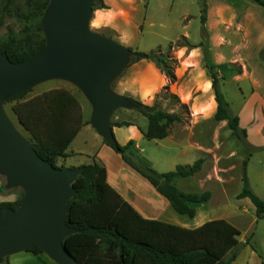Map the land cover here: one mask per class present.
Here are the masks:
<instances>
[{
  "label": "rangeland",
  "instance_id": "obj_1",
  "mask_svg": "<svg viewBox=\"0 0 264 264\" xmlns=\"http://www.w3.org/2000/svg\"><path fill=\"white\" fill-rule=\"evenodd\" d=\"M252 2L260 5L253 0ZM205 4L208 17V0H143L140 12L136 15L140 25L129 44L119 41L117 32L94 25V13L91 28L116 39L133 51L143 53L158 49L166 52L182 36H187L192 43L203 41L209 46L212 60L219 66L220 88L228 103V109L232 114L239 115L240 126L247 129V137H237L227 120L220 121L214 117L218 103L209 71L205 67L203 46L191 50L177 46L171 49L172 55L179 61L175 68V82H171L154 61L148 58L136 59V54H133L130 63L114 80L112 87L115 91L139 99L145 104H157L159 108L179 112L183 116L182 122H175L170 127L169 138H142L139 141L140 149L133 154L134 160L161 172L173 170L178 164H187L185 162L193 164L195 160L202 158V168L195 176L177 180L179 189L194 192L210 190L211 200L204 206H199L200 217L208 211V217L226 218L240 229V242L236 249L238 256L232 264H264V217L257 215L249 198H237L243 188V161L249 158L247 172L250 186L264 199V64H257V57L251 56L248 59L254 63L252 71L251 65H244L237 60L241 50L238 46L232 47L236 55L232 60L225 63L215 62L217 58L221 61L227 60L224 53L231 49L224 42V37L227 33L236 36L237 33L233 32L230 22L224 25L210 23L213 30L209 29L210 24L203 25L201 12ZM260 7L264 9V6ZM0 9V41L7 39L10 34L23 40L27 34L36 30L39 17L30 15L33 8L29 7L27 0H0ZM262 23L264 27V22ZM257 30L259 28L255 29ZM213 31L216 33V42L212 41ZM254 41L255 39L251 43L256 45ZM211 48L225 56L212 55ZM248 49L251 53L256 52V47ZM261 57L264 60L262 52ZM148 63H153L155 68L149 66L147 77L141 79V73L148 67L145 66ZM57 87H67L76 93L83 112L85 111L90 121V102L75 84L67 80L52 79L40 83L31 88L24 99ZM173 94L177 97H173ZM17 100L23 98H10L4 102V106L18 129L30 139V133L19 124L12 110V105ZM117 120L131 121L142 128L148 126L147 117L135 108L118 109L113 115V121ZM93 129L91 131L95 133ZM120 133L119 131L118 134ZM171 140L182 148L188 147L189 151L182 154L179 145L173 144ZM90 143L87 132L83 131L68 151L89 148ZM57 165L66 167L64 158H59ZM0 181V200L15 197L14 200L18 202L22 199L24 190L21 187L7 188L6 177L1 174Z\"/></svg>",
  "mask_w": 264,
  "mask_h": 264
},
{
  "label": "trees",
  "instance_id": "obj_2",
  "mask_svg": "<svg viewBox=\"0 0 264 264\" xmlns=\"http://www.w3.org/2000/svg\"><path fill=\"white\" fill-rule=\"evenodd\" d=\"M264 6V0H253ZM39 17L36 30L26 35L23 40L10 34L0 41V54L7 53L14 61H22L44 47L46 40L43 33L42 18L50 0H27ZM93 10L108 8L104 0H93ZM1 18V9H0ZM207 20V5L201 12V22ZM186 47L191 50L203 46L205 67L209 71L215 99L218 103L216 120H227L234 135L247 137V129L240 126L239 115L228 109V103L220 88L219 66L213 62L209 46L201 41L192 43L187 36H182L169 50L161 49L146 53V58L154 61L171 82L177 80L175 68L178 59L172 55L173 47ZM264 58V49H262ZM142 58L136 54V59ZM26 90L15 97L21 99L30 91ZM173 97H177L175 94ZM135 109L148 119V126L143 130L148 139H163L169 135L170 127L175 122H182L179 112H169L157 104L148 105L129 96ZM182 106L186 107L185 104ZM12 110L24 128L30 133V141L38 154L57 165L59 158L69 155L68 148L85 124L84 112L79 97L67 88H53L26 100H17ZM89 122V121H88ZM113 126H129L131 121H113ZM115 135V134H114ZM104 142L120 153L123 159L147 178L164 195L172 207L181 214L193 217L195 204L206 203L212 197L210 190L185 192L177 186L179 178H187L198 173L203 159L193 164H178L176 168L160 172L154 167L137 162L133 158L135 140L121 144L115 136L114 141ZM249 158L244 159L242 169L243 188L237 194L238 199L249 198L259 217H264V199L251 188L248 177ZM65 168L64 165L60 166ZM81 171L73 183L77 194L68 202V224L79 231L66 236L65 246L74 256L77 264H232L237 256L240 229L226 218H214L195 228L143 217L108 181L106 166L93 160L80 166ZM17 201H0V216L7 207L14 209ZM29 251L44 252L39 246ZM3 259L0 260V262Z\"/></svg>",
  "mask_w": 264,
  "mask_h": 264
},
{
  "label": "water",
  "instance_id": "obj_3",
  "mask_svg": "<svg viewBox=\"0 0 264 264\" xmlns=\"http://www.w3.org/2000/svg\"><path fill=\"white\" fill-rule=\"evenodd\" d=\"M93 5V0H50L42 18L44 47L18 62L0 54V174L7 188L24 190L17 208L7 207L0 216V260L39 246L57 264H77L63 240L79 231L68 224L67 216L68 202L77 194L73 183L81 171L80 166L56 167L42 158L4 102L45 81L67 80L90 102L91 126L110 141L115 139L114 113L135 108L112 83L133 54L146 58V53L93 30Z\"/></svg>",
  "mask_w": 264,
  "mask_h": 264
},
{
  "label": "crops",
  "instance_id": "obj_4",
  "mask_svg": "<svg viewBox=\"0 0 264 264\" xmlns=\"http://www.w3.org/2000/svg\"><path fill=\"white\" fill-rule=\"evenodd\" d=\"M104 2L107 4L108 8H98L94 11L93 24L97 27L108 28L117 32L120 36L119 41L124 44H129L140 25L137 21L136 15L140 12V4L143 0H104ZM208 5L206 25L214 22H217V25H224L227 22H230L232 24L231 28L233 32L237 33V36L234 34L232 35V33H227L224 37V42L229 44L227 47L231 49L224 53L227 55V60L221 61L219 58H217V60H215V58V62L225 63L232 60L233 56H236L232 47L238 46L241 48L237 55V60L239 62L244 65H251L253 71L254 63L248 58L255 55L258 59L256 60V63L264 64V60L261 57V51L264 49V27L262 26V22H264V9H262L260 5L252 2V0H208ZM211 24L209 29L213 30ZM257 28H259V30L255 31ZM254 31L260 32L255 35ZM211 37L212 41L216 42L215 31L211 32ZM253 39H255L254 43L256 45H254L253 42L251 43ZM216 44L218 45V43ZM250 47H256V52L251 53L248 49ZM211 50L213 51L212 55L214 56H225L224 54H220V51L218 52L212 48ZM216 52H218V54ZM145 66L148 67L143 69L141 79H145L147 77L146 72L149 69V66L155 68L153 63H148ZM252 73L253 72H251V74ZM26 99L29 98H25L23 100ZM84 119V126L71 142L69 148H71V145L83 131L87 132L91 140L90 147L68 151L69 155L64 158L66 167H79L83 164L92 162L94 159L102 162L107 168L109 183L145 218L161 220L187 228H195L208 220L214 219L208 217V211H205L204 216L200 217L201 214H199V206H204L205 203H198L194 205L196 208V214L193 217L188 214L178 213L172 207L170 201L162 195L147 178L142 176L138 171L130 166L123 159L121 154L106 144L104 139L96 132V130L95 133H92L91 130L93 127L91 126L85 111ZM146 129L147 127L142 128L137 124L121 127L113 126L114 134L121 144H126L130 139L135 140V146L133 147L134 152L140 149L139 141L145 137L143 130ZM119 131L121 132L120 135L118 134ZM165 138H169V135ZM172 143L175 144L173 141ZM179 147L182 154H186L189 151V148L186 146L182 148V146L179 145ZM185 163L190 164L188 162ZM182 191L194 192L192 190L185 189ZM12 196L14 195L12 194ZM14 198L15 197L0 201H15ZM53 262L54 261L48 257L45 252L35 253L26 250L6 256L0 264H53Z\"/></svg>",
  "mask_w": 264,
  "mask_h": 264
}]
</instances>
